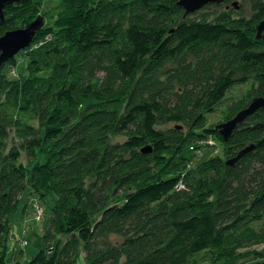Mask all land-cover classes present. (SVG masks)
Segmentation results:
<instances>
[{"label":"trees","instance_id":"16d2710c","mask_svg":"<svg viewBox=\"0 0 264 264\" xmlns=\"http://www.w3.org/2000/svg\"><path fill=\"white\" fill-rule=\"evenodd\" d=\"M64 1L53 26L35 33L34 44L51 39L27 53L28 78L7 80L3 70L16 56L0 66V264H9L10 217L22 195L48 207L41 241L52 248L24 264H75L81 256L84 264H187L227 242L221 235L239 211L260 220L264 108L227 142L206 127L205 115L251 79L264 96V43L256 38L264 0L240 3L254 12L248 19L229 11L184 16L179 0ZM42 2L7 5L4 20L11 13L34 20ZM7 30L0 21V37ZM245 107L234 104L229 117ZM173 123L188 131L160 129ZM11 130L20 144L7 147ZM109 135L126 139L113 145ZM209 136L221 157L197 171L172 164L174 154ZM148 145L152 154H141ZM152 167L169 170L154 179ZM179 183L192 194L175 192ZM112 235L122 241L111 244ZM250 255L255 260L244 264H264L261 252Z\"/></svg>","mask_w":264,"mask_h":264},{"label":"rangeland","instance_id":"374dc122","mask_svg":"<svg viewBox=\"0 0 264 264\" xmlns=\"http://www.w3.org/2000/svg\"><path fill=\"white\" fill-rule=\"evenodd\" d=\"M243 0H229L227 2H223L219 5H213L211 7H203L201 10L191 14L192 18H198L202 15H207L210 17L209 19L214 18L219 13L229 11L234 12L235 17H244L248 19L254 12L250 10L249 4L246 2H243ZM233 2H237V8H234L232 6ZM65 1L64 0H43L42 2V8L40 11L39 16L43 18V26L42 28H50L53 26V22L55 18L63 14L65 12L66 8ZM17 17L16 13H11L6 19V21L3 19L2 21L6 22L8 25L7 31L17 30V29H23L28 23L33 21L32 19L27 20L23 19H16ZM8 20V22H7ZM35 20V19H34ZM50 36H45L44 39L37 44L32 43L30 48L21 51L19 54L15 57V63L13 65H7L3 72L5 73V76L8 81L10 82H16L20 85V83L28 78L29 73L27 71V58L26 55L29 52L35 51L40 45L43 43L50 41ZM96 79H98L99 83H101L104 79V73L102 71H96L95 73ZM256 90H257V83L251 79L245 84L242 85H235L232 88L229 89V91L226 93L224 99L215 107L214 111L211 114H206V127L215 129L217 125L224 123L228 120H230L232 117H229L230 113L232 112V107L234 104L244 101L246 102V106L251 102L252 99L256 98ZM3 98V97H2ZM2 101V100H1ZM0 101V102H1ZM23 103V101H21ZM23 121H25L22 118ZM34 125H37L35 121H33ZM160 129L163 132H168L172 130L176 131H183V133H186L188 131L187 127H185L183 124H168L163 125L160 127ZM126 139L125 136L122 135H109V142L111 144H117L122 143ZM6 143L7 147H11L14 145L20 144V141L14 138L13 130L9 131V136L4 141ZM215 145L213 147L214 151L217 153L218 157H221V145L219 141L215 140ZM250 143L247 141L246 145H249ZM192 146V145H191ZM219 146V153L217 152V147ZM150 149L149 153L143 154L140 150V153L143 155H149L152 154V148L150 145L147 146ZM209 149L206 146L200 147L195 146L194 152L199 153H192L188 150L183 149L179 154H174L175 158L173 160L174 166H185L184 171L187 170H193L197 171L200 170L201 165L206 161V159L213 151L205 150ZM201 152V153H200ZM173 155V156H174ZM230 158H226L225 161L230 160ZM21 162L23 165L27 164V161L25 160V157L22 156ZM153 166L155 163H152ZM169 169H166V167L163 168H157L152 167L150 171L151 178L157 179L159 175H162L164 172H167ZM198 176V174H197ZM199 177V176H198ZM178 193H188L192 194L191 191L186 188L183 184L179 188H176V191ZM178 193H176L178 195ZM204 195H207L204 193ZM214 196V195H213ZM29 196L22 195V197L19 199L21 203L16 208V210L13 212V214L10 217V223H11V229H10V236L8 239V249L9 254L8 257L10 260L8 261L9 264H24L22 260L17 256L16 253H14L15 249H18L21 239V226H20V220L22 219L23 214L29 213V216L32 214L31 205L29 204ZM33 197V196H32ZM49 199L51 197H48ZM214 197H212L211 200H213ZM33 199H36L33 197ZM176 199V198H174ZM51 200V199H50ZM39 202V201H38ZM41 205V203L39 202ZM42 206V205H41ZM24 208V213H23ZM44 211V217L41 222L35 223L30 222L28 224L29 229L27 231L26 239L28 240V245L25 246L23 249V252L26 256V260L31 259L32 257L36 256V254L40 250H46L49 247L43 245L41 241V233L44 229H46L48 220H49V209L45 205L42 206ZM155 208V207H154ZM157 210V208H155ZM225 236L221 238L225 239L227 242L222 243V247L218 246L219 248H215L214 250L206 251L203 253H200L198 255H195L192 257L187 264H244L248 263L252 260H255V257L251 256L250 253L253 251L261 252L264 254V242H257L253 235L256 237L258 236L261 238L264 235V216L258 220V221H252L249 217H246V213L243 211H239L237 217L231 221L225 226ZM258 238V239H259ZM108 241L111 244L118 245L119 242L122 241V237L118 235H112L109 237ZM18 247V248H17ZM52 248L50 247L48 251H50ZM19 250V249H18ZM124 263V259H121L120 264ZM75 264H84L82 256L80 259L76 261Z\"/></svg>","mask_w":264,"mask_h":264},{"label":"water","instance_id":"95a60500","mask_svg":"<svg viewBox=\"0 0 264 264\" xmlns=\"http://www.w3.org/2000/svg\"><path fill=\"white\" fill-rule=\"evenodd\" d=\"M19 0H0V21L4 19L3 10L7 5L18 2ZM226 0H179L177 6L184 10V16L193 14L207 5H219ZM232 6L237 8V2H233ZM43 26V18L38 16L35 20L28 23L23 29H17L5 32L0 37V66L13 59L21 51L30 48L35 33ZM256 38L264 43V20L256 27ZM264 108V96L256 97L243 109L238 111L230 120L216 126L214 130L223 142H227L233 131L240 126L245 120L254 115L256 112ZM254 149L253 145L247 146L240 150L237 155L226 162L227 166H233L244 155ZM143 154L149 153L150 149L143 148Z\"/></svg>","mask_w":264,"mask_h":264},{"label":"built area","instance_id":"2783aa9c","mask_svg":"<svg viewBox=\"0 0 264 264\" xmlns=\"http://www.w3.org/2000/svg\"><path fill=\"white\" fill-rule=\"evenodd\" d=\"M215 138L213 136H209L205 139L199 140L197 142H195L192 146L189 147V151L192 153H199V152H194L195 151V146H200V147H207L209 149H204L205 150H209V151H213V153H216L214 151L213 146L215 145ZM217 152L219 153V146L217 147ZM201 153V152H200ZM212 156L210 157H214V156H218L217 153L216 154H211ZM181 186V183H179L177 185V188H179ZM29 201H30V205H31V209H32V214L29 216V213L27 212V214H25V216H23L22 220H21V239H20V247L24 248L25 246L28 245V240L26 239V235H27V231L29 229L28 224L30 222H41L43 217H44V211L42 206L39 204L37 199H33V197H29Z\"/></svg>","mask_w":264,"mask_h":264},{"label":"crops","instance_id":"0c3cea01","mask_svg":"<svg viewBox=\"0 0 264 264\" xmlns=\"http://www.w3.org/2000/svg\"><path fill=\"white\" fill-rule=\"evenodd\" d=\"M23 211V213H24V209L22 210ZM23 216H25V213L23 214ZM23 216H22V218H23ZM22 220V219H21ZM21 220H20V223H21ZM20 226H21V224H20ZM18 248V247H17ZM19 249V250H18ZM18 249H15V251H14V253H16L17 254V256L20 258V260H22V262H24L25 260H26V256H25V254H24V252H23V249L19 246V248Z\"/></svg>","mask_w":264,"mask_h":264},{"label":"flooded vegetation","instance_id":"af4514ba","mask_svg":"<svg viewBox=\"0 0 264 264\" xmlns=\"http://www.w3.org/2000/svg\"><path fill=\"white\" fill-rule=\"evenodd\" d=\"M227 1V0H226ZM226 1H224V2H226Z\"/></svg>","mask_w":264,"mask_h":264}]
</instances>
